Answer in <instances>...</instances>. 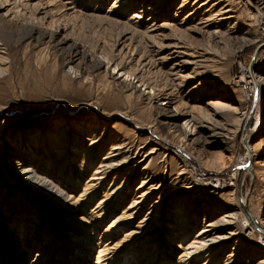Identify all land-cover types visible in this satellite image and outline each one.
<instances>
[{
	"label": "rangeland",
	"instance_id": "rangeland-1",
	"mask_svg": "<svg viewBox=\"0 0 264 264\" xmlns=\"http://www.w3.org/2000/svg\"><path fill=\"white\" fill-rule=\"evenodd\" d=\"M143 1L147 4L146 0H138L134 6L125 4L119 10L115 0H0V264H107L109 258L110 264H135V261L159 264L161 240L176 251L182 236L187 234L192 242L203 230L211 228L212 233L226 241L225 249L216 253L212 264H225L237 245L244 249L237 251L238 260L231 264H264L263 234L252 226L242 229L243 214L249 216L240 202L241 195L249 198L247 208L262 225L264 165L257 164L252 172L242 168L247 161L253 163L250 155L247 158L242 117L227 112L223 116L213 114L208 104L215 100L225 107L237 105L228 98L229 94L221 93V87L240 96L245 111L257 103L251 85L239 79L249 68L250 74L255 71L264 81V45L259 47L264 44V36L257 27L259 3L264 0H230L232 11L227 15L231 14L232 18L214 24L215 20L211 21L213 25L208 28L201 27L210 15L207 9L211 3L204 6L206 0H185V6L180 9L184 0L164 1L157 15L162 41L173 44L181 38L187 45L209 50L211 58L214 57L208 60L206 69L213 84L190 92L198 83L190 80L183 89H176L178 98L172 102L166 94L170 80L176 76H169L168 64L161 66V74L154 72L156 69L144 72L147 83L154 87V98L148 101L141 90L132 89L133 84H138L135 75L144 71L138 65L142 52L131 58L119 55V47L112 55V43L133 38L132 32L122 34L120 29L123 23L141 13ZM149 1L154 9L160 0ZM223 6L214 7L213 12ZM197 7V14L184 22ZM150 17L151 12L146 10L141 21L148 22ZM217 25H220L219 37L210 32ZM147 46L154 48L152 43ZM75 47L80 50L79 55ZM102 55H112L133 77L118 80L119 75L113 74L112 67L108 69L99 62V57L104 58ZM220 93L225 97H218ZM169 111L180 115L166 121L163 112ZM206 116L221 127L217 132L224 136H209L214 132L207 128ZM56 127L59 130H54ZM65 129L78 131L87 143L94 136L102 139L100 153L86 157L85 148L79 147L75 150L79 152L75 163H70L81 167L87 159V179L96 176L94 170L113 144L124 141L129 144L125 154L128 162L98 175L103 176L98 185L102 193L83 213H76L78 218L92 222L86 224L88 243L74 244V234L66 229L67 223L56 208L61 202L73 205L84 191V183L73 184L58 173L65 166L67 153L63 140L57 139ZM185 129L197 134L190 139L185 136ZM41 134H46V141L44 149L37 151L35 146ZM56 151L59 153L54 165L50 158ZM24 157L29 162H23ZM15 163L19 168L37 165L41 176L62 189L64 199L59 196L56 202L44 200L38 195L40 183L35 186L33 180L16 179ZM218 182L223 186L216 187ZM104 192L111 194L112 200L96 208ZM142 192L147 194L145 202L139 204L142 209L129 221L139 226L150 220L145 234H138L139 227H111L116 218L132 216L130 213L137 209L128 207ZM191 222L194 225L188 227ZM210 223L213 227L208 226ZM109 227V232L96 245ZM175 228L180 231L171 237ZM116 244L120 246L117 250ZM103 248H108V254L100 259L99 249ZM197 262L211 263L204 256L197 258Z\"/></svg>",
	"mask_w": 264,
	"mask_h": 264
},
{
	"label": "bare ground",
	"instance_id": "bare-ground-1",
	"mask_svg": "<svg viewBox=\"0 0 264 264\" xmlns=\"http://www.w3.org/2000/svg\"><path fill=\"white\" fill-rule=\"evenodd\" d=\"M164 1L166 2L168 0L158 1L156 4V7L154 9H153V6L150 5L149 0H146L147 4H145V2L143 1L142 6H141V8L143 10L141 11V13H139L138 15L137 14L134 15L132 18H130V20L123 23V26H121L122 28L120 29L121 30L120 33L122 32V34L132 32L131 36H133V38L130 37V39L124 40L122 42H120L121 40L120 41L116 40L111 45L114 49V50H112V55L119 47H120V49L117 52L119 55H126V56L128 55L127 57L130 56L131 58L134 57V55L138 54V52L139 53L142 52V54H141L142 56H140L138 59V65L143 66L142 70H144V71L142 74L135 75V78H138V81H137L138 84H133L132 89L138 90V91L141 90L143 95L146 97V99L148 101H152L154 98L153 97L154 87L151 86L149 83H147V80L145 79L146 77L144 76V72L145 71L150 72L153 69H156L155 71L154 70L153 71L158 73V74H161L162 73V67L161 66L168 64L169 76H173V77L176 76V77H174V79L172 78L170 80V82H169L170 84L168 87L169 92L166 94L167 98L170 100V102H172L174 100L177 101L176 99L178 98V95L175 92L176 89H183L184 87H186L187 83L190 80L195 79L198 81L195 88L191 89L190 92L196 91L198 88H200V89L201 88L202 89L207 88L208 86H211L213 84L212 80H209L207 78L206 69H207V67H209L208 66L209 64L207 63L208 60L211 61L214 59V57H213V59L211 58V55H210L211 52L209 50L203 49V48L202 49L194 48L190 45H187L185 42H183L181 40V38H180V40L173 42V44H166L164 41H162V39H161L162 33H159L161 31V27L158 26L157 15H159L160 9L161 10L163 9ZM137 2H138V0H115L114 5L117 6L118 9L120 10V9L125 7V4H129V6H134L133 4L137 3ZM185 2H186L185 0H184V2L182 1V3L180 4V7H179L180 9L185 6ZM210 3H211V5H210L211 8L207 9L210 12V15L208 16L206 22L203 23L204 25L201 24L202 25L201 28H204V27L208 28L210 25H213L214 23H220V22H223L226 18H228V19L232 18L231 14L227 15L228 13H230L232 11L230 0H206V2L203 3V5L206 6ZM220 4H224V6L220 7L217 10V12L214 13L213 11L217 7H219ZM214 7H215V9H213ZM225 7H229V8H227L226 10H223ZM115 9H117V8H115ZM115 9L111 10V11H116ZM198 9L199 8L197 7L196 9L194 8L193 10H191L190 14L186 18H184V22L190 20L191 19L190 17L192 15H196L198 12L197 11ZM146 10L148 12H151L152 18L150 17L148 22L144 23V21H141V20L144 16ZM176 16H177V13H176L175 17ZM115 17H116V15H115ZM127 19H129V18H127ZM150 20H152V23ZM214 20H215V22H213V24H212L211 21H214ZM216 21H218V22H216ZM111 22H113V21H111ZM200 23H202V22H200ZM118 25H119V23H118ZM229 25L231 26V23ZM219 26L220 25L214 26V27H216L214 29V31H210L213 36H217L218 34H220V32L218 33V31H219L218 27ZM162 27H166V26H162ZM135 37L136 38L139 37V38L136 40ZM218 37H219V35H218ZM148 43H152L154 48L149 49L148 48L149 46H147ZM263 45L264 44H260L259 47H261ZM155 47L158 49L155 50ZM74 49H76V53H77V55H79L80 50H77L76 47ZM153 52H154V54H153ZM109 54H111V53H109ZM112 55H102L104 58L99 57V62L101 64L105 63L107 65L108 69L110 67H112L113 74L119 75L118 77H116L118 80H120L122 77H124V79H121L120 81L128 80L129 77L132 78L133 75L129 71L128 72L125 71L124 68L122 67L124 64L122 65L120 62H118L116 60V58L114 59V57H112ZM143 55H146V57L143 58ZM156 57H158V58H156ZM3 59H4V61H6V58H2V60ZM143 60L144 61L147 60L145 62V64H143V62H144ZM256 60H258V59L256 58L255 61ZM4 61L2 63H5ZM147 65L149 67H147ZM191 66L193 67L192 70L190 72H186L187 71L186 69L190 68ZM139 67L140 66H138V68ZM242 69H244V67H242ZM245 71H246V73L245 72L243 73V75L239 79V82H242L244 80L246 84L251 85L250 88L252 91L254 90L253 93L257 99V103L255 105L252 104V107L250 109H248L247 111H245L246 110L245 105L243 104L241 97L233 95V93L228 92L224 87H221V93L229 94L228 98L236 101L237 105H231V107H227V106L225 107L224 103L219 102V101H215V100L208 102V104L210 106V109L214 112L213 114H218V115L223 116L224 113L227 112L228 114L231 113L232 115L237 114L238 118L242 117L244 129L246 131V143H247L246 145L248 147L247 158L250 155L253 163L251 164V163H249V161H247L245 164H244V162H241V163L244 164L242 166V168L244 167L245 171H251L252 172L255 169L257 164L260 163V165H262V166L264 165V119H263V116H264V94L262 92V85H263L264 81L260 79V76L255 71L252 74L249 73V68H248V70H245ZM166 74H167V72H166ZM142 87H144V89H141ZM221 93L218 95L217 94H212V95H214V96L217 95L218 97H225V95H223ZM162 110L168 111L169 108H164ZM207 110H209V109H207ZM174 111H176V110H174ZM210 111H208V112H210ZM163 113H164L163 115H164L166 121L174 120L176 117H178L180 115L179 113H174V112H170V111L168 113H165V112H163ZM208 117H210V116H206V121L209 123L212 120L209 121ZM204 120H203V122H204ZM208 123H206L207 128H209L210 130H212V132H214V133L209 135L210 137L216 136L218 134H220V135L222 134V132H217V129L219 130L220 126L218 127L215 124H213V121L210 123V125ZM206 125H204V126L206 127ZM238 127H239V125H238ZM238 127H237V129H238ZM60 128H62V127H60ZM54 130H59V128L56 127ZM234 130H235V128H234ZM222 131H224V130H222ZM56 133H59V132L56 131ZM59 134H60V136H59L60 138L56 137L55 139L58 138L57 140H59L60 142L63 140L62 145L65 146V152L67 153V155H66V160H65V166L60 167V170L58 173L60 174L61 177H64L65 180H68L69 182H71L73 184L84 183V191L82 194H80V197H78L75 201L73 200L74 204H73V202H71L73 205L64 204V202H61V203L57 204L56 208H57L60 216H62L64 221L67 223L66 229L68 231H72V233L74 234L73 238H72L74 244L88 243V234L86 231V226L92 222H90L91 221L90 219L87 220L84 218H78L76 213H83L85 211V207L89 203H91L95 199V197H97L99 194L102 193V190L100 188H98V185L101 183L100 181L103 178V176L101 177L98 175L105 174L106 171L108 172L107 168L114 170L116 168L121 167L124 163L126 164L128 162V158H125V157H127V156H125V154L127 153L129 144H126L125 141L124 142H117L116 141L117 143L113 144L110 151L105 153V155L101 158L99 166L96 167V169L94 170V175H96V176H93L92 178L87 179V176H86L87 168L85 167L87 159L82 161L83 165L81 167H78L77 164H70V163L72 161H74V163H75V160L77 159V155L79 154V152H77L75 150H79L80 148H83V149L85 148L84 151H86V153H84V154L86 157H89L93 154H94V156H96L101 151L102 146L100 147V141L102 142V139L101 138L95 139V136H94L93 138L90 139V143H87V139L85 137H81V135H79L78 131H70L69 129L61 130ZM196 134H197L196 131L185 129V136L190 138V139H191L190 136H193ZM222 135L224 136L225 134H222ZM234 135H235V133H234ZM234 135H232V136H234ZM45 136H46V134L40 135V138L38 139V141L36 143L35 150L39 151L40 149H44L43 146L45 145V141H46ZM68 142H70V144H68ZM65 143H66V145H65ZM68 145H71L70 149L67 148ZM73 148H74V151H73ZM58 153H59L58 151H56L55 154L51 153L52 154V157L50 158L51 164H54V165L57 164L56 163L57 162V159H56L57 156L56 155ZM121 154H124L123 158L120 160H118V158L116 159V157H118ZM19 156L22 158V154ZM31 157H32V155L30 154L29 158L31 159ZM29 158H26L27 159L26 160L24 157L22 161L23 162H29V160H28ZM37 160L40 162L41 158H39ZM242 160H244V158H242L240 161H242ZM14 166H15V169L17 171L15 174V177L17 180H20L21 178H26L27 181L33 180L35 186L40 183L37 186V187H41L39 192H38V195L40 197H42L44 200L56 202L57 198H59V196L60 197L62 196V198L64 197L65 193L62 191L61 188L57 187V185L53 181L46 179L47 178L46 176L45 177L41 176V174L39 172L40 169H39V167L37 168V165H28V166L19 168L18 165L15 163ZM103 167H104V169H103ZM99 171L101 173H99ZM65 173H67V174L65 175ZM46 174H50V172L47 171ZM95 180H98L99 182L95 183ZM143 182H145V181L143 180ZM220 184L221 183L218 182L216 184L217 185L216 187H218V185H220ZM124 193H123V196H125ZM67 196H70V195H66V197ZM242 196L243 195L240 196L241 205L242 204L245 205L247 212H248L247 215L249 216V217H247L246 215L243 214L242 222H241L242 229L244 230V229L252 226V228L257 229L259 234H263L262 236H264V220H262V225L260 223H258V220L255 218V215L251 214L247 208L249 198H247L246 196H244V197H242ZM146 197H147V194L142 192V195L139 196L138 198H136V200L133 201L132 205H130L128 207L129 210H131L133 208L137 209L135 212L130 213V215H132V216L131 217L129 216L130 217L129 219H126L127 216H122L118 219L116 218L112 222L111 227L115 228V227H117V225H120V226L124 225V227H128V228L131 226L139 227L138 234H145V231L148 229V228H146L147 223H149L150 220L147 222L143 221L142 225H139V226L138 225L135 226L134 221H129V220L130 219L132 220L133 214L138 213V211H141L142 207L139 206V204L144 203L146 200ZM69 198H71V197H69ZM111 198H112L111 194L104 192V198L102 201H100L98 203L99 205H97L96 208L99 207L100 205L106 203V202L111 201L112 200ZM65 199H67V198H65ZM70 201H71V199H70ZM135 203H136V205L133 206V204H135ZM109 207H112V206L110 205ZM112 210H115V208L112 207ZM104 214H105V210L100 212L101 217H103ZM67 215H69V217L65 218ZM248 218H249V220H248ZM81 221H86V223H83ZM82 224L84 226L79 227V225H82ZM192 225H194V224L191 222V223H189L188 227L192 226ZM208 226L213 227V224L210 223V224H208ZM193 227L195 228V226H193ZM109 229H110V227L105 230L104 234L100 238V241L96 245L101 243L102 237L109 232ZM213 230H214L213 228L203 230L201 233H199V235L194 237V240H192V242L187 237V234L182 236V238L180 239V244L178 245V247H176V251H173L172 249H170L169 244H167V241L163 242V240H161L159 242L158 248L160 247V245H162L161 250H160V252H162V260L160 261L159 264H199L197 262V258H199L201 256H204V259H208V262H211L209 264H212V262L214 263V261H216V255H218L216 253H218L219 251L221 252L223 249H225L226 244L224 245V243H226V241H224V239L221 236L216 235L215 233H212ZM179 231H180L179 228H175L173 230V233L170 236L174 237L176 235V233ZM130 234H131V232L126 233V236H129ZM180 234H181V232H180ZM92 243H93V239H92ZM102 245L107 247V245L103 241H102ZM116 245H117L116 246V250H117V247H120V246H119V244H116ZM241 246L242 245H237L236 246L237 248L233 249L232 253L230 254V257H228V259L225 261V264L227 262H230V264H231V263H233V261L238 260L237 256L239 255L238 254L239 252H237V251L240 249H244V247L243 246L241 247ZM107 254H108V248L99 249L98 258L101 259V258L105 257ZM213 254H215V255H213ZM141 261H142V259H141ZM111 262H112V259L109 258V261L107 264H110ZM134 263L139 264V262H136V261ZM131 264H133V263H131Z\"/></svg>",
	"mask_w": 264,
	"mask_h": 264
},
{
	"label": "built area",
	"instance_id": "built-area-1",
	"mask_svg": "<svg viewBox=\"0 0 264 264\" xmlns=\"http://www.w3.org/2000/svg\"><path fill=\"white\" fill-rule=\"evenodd\" d=\"M259 5H261V6H260V14H259L258 20H257V27L259 28V30L262 32V34L264 36V2L263 1L260 2ZM261 237L263 238V242H264V237L263 236H261ZM262 244H264V243H262Z\"/></svg>",
	"mask_w": 264,
	"mask_h": 264
},
{
	"label": "water",
	"instance_id": "water-1",
	"mask_svg": "<svg viewBox=\"0 0 264 264\" xmlns=\"http://www.w3.org/2000/svg\"><path fill=\"white\" fill-rule=\"evenodd\" d=\"M255 53H256V52H255ZM254 56H255V54H254L253 57H252V60H251V62H250V65H252V63H253V61H254ZM242 208H243V211H244L246 214H248L247 209H246V207H245L244 204H242ZM258 226H259V225H258Z\"/></svg>",
	"mask_w": 264,
	"mask_h": 264
}]
</instances>
